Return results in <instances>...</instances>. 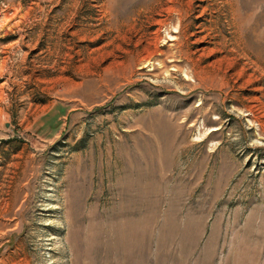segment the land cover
<instances>
[{"label": "rangeland", "instance_id": "rangeland-1", "mask_svg": "<svg viewBox=\"0 0 264 264\" xmlns=\"http://www.w3.org/2000/svg\"><path fill=\"white\" fill-rule=\"evenodd\" d=\"M0 264H264V0H0Z\"/></svg>", "mask_w": 264, "mask_h": 264}, {"label": "bare ground", "instance_id": "bare-ground-1", "mask_svg": "<svg viewBox=\"0 0 264 264\" xmlns=\"http://www.w3.org/2000/svg\"><path fill=\"white\" fill-rule=\"evenodd\" d=\"M168 13H170V11H168ZM180 41H182V37H177V39L175 41V45H178L180 43Z\"/></svg>", "mask_w": 264, "mask_h": 264}]
</instances>
